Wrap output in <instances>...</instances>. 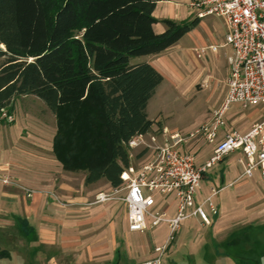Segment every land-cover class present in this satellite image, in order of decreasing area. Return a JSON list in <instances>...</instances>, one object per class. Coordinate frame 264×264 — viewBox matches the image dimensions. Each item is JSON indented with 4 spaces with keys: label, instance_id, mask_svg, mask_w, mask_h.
Instances as JSON below:
<instances>
[{
    "label": "trees",
    "instance_id": "16d2710c",
    "mask_svg": "<svg viewBox=\"0 0 264 264\" xmlns=\"http://www.w3.org/2000/svg\"><path fill=\"white\" fill-rule=\"evenodd\" d=\"M160 1L169 0H0V111L22 95L41 98L58 115L55 152L65 169L86 170L87 184L122 187L126 143L157 122L147 107L164 76L132 57L168 49L201 20L163 19L158 32ZM79 104L93 112L101 145L73 155L68 128Z\"/></svg>",
    "mask_w": 264,
    "mask_h": 264
},
{
    "label": "rangeland",
    "instance_id": "374dc122",
    "mask_svg": "<svg viewBox=\"0 0 264 264\" xmlns=\"http://www.w3.org/2000/svg\"><path fill=\"white\" fill-rule=\"evenodd\" d=\"M190 1L180 0L177 3L161 1L158 3L154 12V16L160 20L155 24L156 31H164L165 25L161 21L163 19H173L181 23L194 19L197 13L189 6ZM226 34L224 19L210 15L202 18L195 28L159 54L132 57V61L151 63L164 76L147 107L149 118L157 121L151 131L158 132L161 130L159 127L168 128L171 131H190L210 120L212 111L222 106L228 91L226 80L231 69L230 57L233 55L232 47L226 45ZM212 45H217L218 50L213 51L210 48ZM203 48L206 52L199 58L195 50ZM75 108L81 113L78 121L72 122V128H68L71 136L67 137L69 139L67 141L69 146H72L67 148L72 151L73 155L76 150L80 155L87 150L99 149L101 142L96 136L98 124L93 112L85 104L76 105ZM5 109L7 114L13 117V121L15 119L16 121L11 123L7 117H4L1 122L7 125H0V136L4 135L7 130L15 142L22 146L20 153H12L10 163H22L21 171L29 178L28 181L32 187L38 188L43 181L50 180L54 176L61 177V179L73 176L70 179L77 184L78 192L89 193L93 188L96 201L102 193L114 195L116 198L107 203L108 208H104V211L107 209L109 215L99 220L98 224L103 223L106 226L109 222V228L115 230L120 246L128 250L129 248L134 249L135 257H138L137 251H140L143 244L150 245L153 240L157 242L164 236L167 230L164 223L146 231L143 235L129 231L128 220L123 215L124 203L118 199L126 195L122 187L118 188L119 191L116 194H113L115 189L110 185H104L103 182L93 186L81 183L86 170L69 171L65 169L54 146L61 130L58 115L52 112L41 98L32 94L22 95ZM263 112L264 103L247 108L233 103L227 110L225 118L230 130L244 133L252 117L255 116L253 118L255 121L258 119L257 115L260 116ZM1 113L0 111V117ZM62 131H64L63 128ZM192 150L196 153L197 162L201 166L213 155V146L205 141H199ZM133 152L135 158L132 162L137 165L151 156L150 153L139 156L142 153L139 149ZM241 155L232 153L210 168L208 175L202 180L200 192L207 195L211 188H221L233 181L243 169L242 162L238 160ZM222 175L225 177V182H222ZM259 176V172H256L254 178L242 177L234 185L223 189L216 198L221 205V210L224 207L235 211L247 210L249 205L240 203L241 200L238 197H249L252 192L264 201V183ZM12 185L23 188L18 182ZM46 195L49 194L46 193ZM155 195L157 200L165 197ZM13 238V243L20 247L21 236L14 235ZM5 255V251L0 249V258L3 259Z\"/></svg>",
    "mask_w": 264,
    "mask_h": 264
},
{
    "label": "crops",
    "instance_id": "0c3cea01",
    "mask_svg": "<svg viewBox=\"0 0 264 264\" xmlns=\"http://www.w3.org/2000/svg\"><path fill=\"white\" fill-rule=\"evenodd\" d=\"M178 1L169 0L173 3ZM263 114L257 115L255 121V116L252 117L247 131L264 117ZM0 125L7 124L0 122ZM21 148L7 130L0 136L1 172L10 175L23 187L0 183V249L6 254L3 259L0 258V264H134L157 255L155 247L163 244L168 237V223L162 222L167 227L164 236L157 242L153 240L150 245L143 244L137 251L138 257H135L134 249L120 246L115 230L109 228V222L106 226L98 224L99 220L109 215L104 208H108L107 203L116 197L96 201L93 188L89 193L78 192L77 184L70 179L73 176L68 179L54 176L43 181L40 187H32L29 178L21 171L22 163H10L12 153H20ZM234 154L242 153L237 151ZM84 172L81 183L93 186L103 182L112 186L106 178L87 184V171ZM256 172L249 178H254ZM241 174L224 186L234 185L242 178ZM221 178L225 182L223 175ZM220 192L214 198L219 213L212 216V223H203L197 216L182 221L175 241L162 257V264H264V201L252 192L249 197H238L240 203L249 205L247 210L235 211L227 207L221 210L219 201H216ZM203 195L199 190L198 202L207 196ZM118 199L124 203L123 215L127 219L126 203L121 197ZM157 206L166 210L169 217L177 214L174 196L159 199ZM14 235L21 236L20 247L13 243Z\"/></svg>",
    "mask_w": 264,
    "mask_h": 264
},
{
    "label": "built area",
    "instance_id": "2783aa9c",
    "mask_svg": "<svg viewBox=\"0 0 264 264\" xmlns=\"http://www.w3.org/2000/svg\"><path fill=\"white\" fill-rule=\"evenodd\" d=\"M189 6L199 18L215 15L225 21L226 45L233 49L231 69L226 80L228 91L222 106L212 111L210 120L196 128L190 131H171L168 128H161L158 132L150 130L126 143L130 165L121 172L122 190L126 191L121 198L127 206L129 230L145 233L162 222L169 226L166 241L155 247L157 255L134 264H162V257L175 241L182 221L197 216L203 223H212V216L219 213L214 198L227 186L213 187L200 202L199 190L207 171L229 154L242 153L238 159L243 165L241 177H251L258 171L264 183V117L244 133L230 130L225 118L233 103L245 108L264 103V0H191ZM210 48L218 50L217 45ZM195 51L200 58L206 49ZM1 112L0 122L4 117L13 121L5 108ZM199 141L213 146V155L202 166L197 164V155L190 148ZM135 149L150 153V158L139 165L133 163ZM0 183L17 184L1 169ZM118 191L115 188L113 194ZM155 194L175 197L177 214L174 217H169L166 210L158 209ZM112 198L115 196L102 193L97 201Z\"/></svg>",
    "mask_w": 264,
    "mask_h": 264
}]
</instances>
